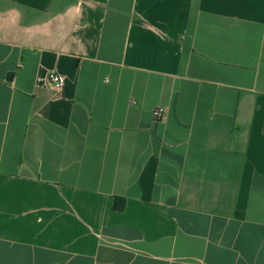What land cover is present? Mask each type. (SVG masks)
<instances>
[{"label": "crops", "instance_id": "obj_1", "mask_svg": "<svg viewBox=\"0 0 264 264\" xmlns=\"http://www.w3.org/2000/svg\"><path fill=\"white\" fill-rule=\"evenodd\" d=\"M0 264H264V0H0Z\"/></svg>", "mask_w": 264, "mask_h": 264}, {"label": "built area", "instance_id": "obj_2", "mask_svg": "<svg viewBox=\"0 0 264 264\" xmlns=\"http://www.w3.org/2000/svg\"><path fill=\"white\" fill-rule=\"evenodd\" d=\"M48 83L55 89H59L62 87L63 83H64V77L62 75H60L57 72H50L48 75ZM153 118L155 120H159L163 117L164 115V111L162 108H155L153 110Z\"/></svg>", "mask_w": 264, "mask_h": 264}, {"label": "trees", "instance_id": "obj_3", "mask_svg": "<svg viewBox=\"0 0 264 264\" xmlns=\"http://www.w3.org/2000/svg\"><path fill=\"white\" fill-rule=\"evenodd\" d=\"M10 76H11V73H10ZM124 202H125V200L123 198L116 197L114 199V201H113V205L112 206H113V208L115 210L120 211V210H122L124 208Z\"/></svg>", "mask_w": 264, "mask_h": 264}]
</instances>
